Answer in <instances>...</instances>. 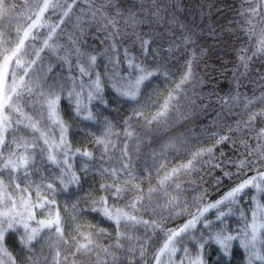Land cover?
<instances>
[{"label": "snow or ice", "instance_id": "1", "mask_svg": "<svg viewBox=\"0 0 264 264\" xmlns=\"http://www.w3.org/2000/svg\"><path fill=\"white\" fill-rule=\"evenodd\" d=\"M168 13L165 0H141L138 8L120 0H0V264H208L209 247L230 260L235 241L247 264H264V73L251 81V95L239 91V77L264 57V0H242L230 28L247 37L237 57L244 71L234 74L235 92L217 96L216 128L195 143L185 134L169 136L159 153L142 156L144 137L167 134L203 99L195 41L184 25L175 37V16L166 20ZM145 23L165 25L175 37L165 60L186 53L179 80L163 73L162 97L152 86L161 66L121 47L131 39L147 57L158 36L137 31ZM98 61H106L103 73ZM57 66L69 75L57 76ZM105 79L131 108L119 130L93 110L96 103L108 106ZM64 102L75 118L100 126L85 133L92 149L68 139ZM173 157L186 159L169 167ZM216 169L235 183L211 200L199 187L200 173ZM89 172L101 179L99 195L71 191L61 205L58 197L81 188ZM93 214L111 230L90 223ZM237 214L239 226L229 229L226 218ZM176 217L186 218L167 227Z\"/></svg>", "mask_w": 264, "mask_h": 264}, {"label": "trees", "instance_id": "2", "mask_svg": "<svg viewBox=\"0 0 264 264\" xmlns=\"http://www.w3.org/2000/svg\"><path fill=\"white\" fill-rule=\"evenodd\" d=\"M120 3L123 7L135 5L138 8L141 0H120ZM165 3L169 8V13L165 19L167 20L170 16L174 15L177 28L179 25H184V30L189 31L195 41L194 48L199 56L196 72L198 77L203 81L202 87H199L197 91L202 94L203 99H196V106L193 108L188 120L175 126L167 134H161L158 137H144L145 143L142 145V156L153 151L159 153L162 145L169 136L185 134L191 143H195V136L201 135L204 131L215 129L218 122L217 113L220 112L221 108L217 102V96H227L235 92L236 80H234V74L238 71L241 73L244 71L242 67H238L239 61L237 57L240 54L241 44L245 43L247 37H242L239 32L230 31V28L234 27V22L239 18L238 10L241 8L242 0H165ZM133 10L135 11L136 8H133ZM137 31L141 33L154 31L158 36L155 43L150 46L149 55L143 57L140 53L139 46H133L131 39L123 42L121 47L129 48L133 54L146 60L149 65L161 66L160 71L162 74L153 78L152 86L158 87L161 90L160 95L162 97L167 94L164 91L167 88V84L165 83V75L163 73H175L176 75L173 79L179 80V74L183 72L186 53L182 52L172 59H164L167 56L169 41L178 37L180 30L178 28L174 37L165 25H154L152 29H149L145 23L139 25ZM88 43L97 48L100 47L98 41L90 38ZM157 48L161 49L159 55L155 51ZM191 50L192 48H189V51ZM104 62L98 61L100 63L99 71L102 73L104 71ZM52 63L54 65L57 64L55 58H53ZM54 72L57 76L69 75L65 68L58 66L55 67ZM261 73H264V57H256L250 65L248 76L239 77L241 83L239 91L251 95L255 89V84L251 83V81L259 79ZM103 86L104 97L108 102V106L105 107L103 104L96 103L93 106V110L99 113V120L103 121L107 118L113 125L117 126L116 130H119L123 126L125 117L130 114L131 108L127 102L115 95L109 80L105 79ZM145 91L150 92L151 88ZM257 95H259L258 90ZM201 104H208V107L201 111L198 107ZM184 111L187 112L188 108H185ZM61 114L69 125L68 139L72 142L73 146L92 149V140L85 133L96 131L100 126L75 118L72 106L68 102L62 104ZM231 119L229 118L226 122H231ZM140 131L143 134V129ZM221 149L225 152L230 151L229 146L226 145L221 146ZM221 149L216 150L217 156H219ZM95 155L99 157L100 153L96 152ZM185 159L173 157L169 167L184 162ZM76 163L79 165V159H77ZM140 167H143V164H140ZM200 176L203 178V182L199 184V187L207 190L208 198L211 200L218 199L235 183L234 180L223 177L219 169L211 173L206 171L201 172ZM216 178L222 179V183L219 186L215 183ZM156 179L157 177L153 178V184L156 183ZM99 183H101L100 177L89 172L82 176L81 188L70 190V193L62 194L58 199L61 205H63L67 202L66 198L71 194V191L79 192L80 196H85L89 192H94L96 195H99L98 192H95ZM196 194L198 193H193V195ZM164 215H168L167 211L164 212ZM209 215L210 218L215 219L212 214ZM185 218L176 217L174 222L167 221L166 226L169 228L175 227L183 223ZM86 219L94 225L111 230L110 222L103 220L99 215H89ZM225 224L229 229H236L240 224L238 214L227 217ZM154 239L159 238L154 237ZM8 243L11 249L18 251L14 238H10ZM207 261L208 264H247L246 254L239 247L238 241L234 242L230 260L226 259L220 253L218 247L213 245L207 250ZM256 264H259V262H256Z\"/></svg>", "mask_w": 264, "mask_h": 264}]
</instances>
